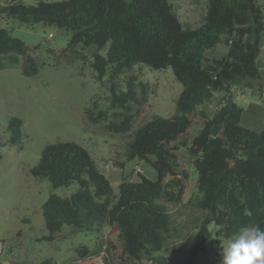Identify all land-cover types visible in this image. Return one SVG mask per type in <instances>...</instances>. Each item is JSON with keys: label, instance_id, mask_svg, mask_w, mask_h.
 Listing matches in <instances>:
<instances>
[{"label": "trees", "instance_id": "1", "mask_svg": "<svg viewBox=\"0 0 264 264\" xmlns=\"http://www.w3.org/2000/svg\"><path fill=\"white\" fill-rule=\"evenodd\" d=\"M0 16L70 33L61 50L64 57L94 46L90 64L97 79L107 77L110 96L104 108L93 100L84 119L104 123L112 132H129L125 159H143L157 172L155 180L139 172L137 181L123 177L115 193L82 145H44L31 174L47 179L52 188L76 184L70 194L51 192L42 203L48 239L63 225L97 232L107 228L109 253L103 264H136L152 260L189 229L196 230L197 251L211 237V224L217 244L241 227H264V128L254 131L240 124L243 108L232 95V88L242 85L264 102V74L256 66L264 31L260 0H207L203 21L195 28L181 24L168 0H8L0 4ZM219 43L225 44V54L207 57L206 51ZM29 50L0 27V54L21 55L26 76L39 71ZM136 64L171 68L183 88L174 114H152L133 128L135 112L150 93L148 83L129 73ZM217 93L223 95L214 111L199 108ZM6 128L9 143L25 136L19 117H8ZM182 149L197 174V193L185 202L188 174L178 169ZM170 205L189 214L177 222ZM77 251L85 256L88 248Z\"/></svg>", "mask_w": 264, "mask_h": 264}, {"label": "rangeland", "instance_id": "2", "mask_svg": "<svg viewBox=\"0 0 264 264\" xmlns=\"http://www.w3.org/2000/svg\"><path fill=\"white\" fill-rule=\"evenodd\" d=\"M5 1L8 0H0V4ZM168 1L183 26L195 28L202 23L207 0ZM260 3L264 12V0ZM0 27L20 38L39 65L36 75L26 76L21 72V55L0 54V139L4 142L0 145V264H103L109 253L107 228L97 232L63 225L53 239L47 238L42 203L51 192L70 194L76 184L52 188L47 179L35 178L30 168L38 162L44 145L74 141L89 152L115 193L123 177L133 181L139 179L133 170L135 167L139 166L140 173L150 180L156 179L157 172L143 159H125L124 144L129 132H112L104 123L84 119V110L93 100L99 108H104L110 96L107 77L97 79L90 64L94 46L79 48L77 54L64 57L61 50L70 33L62 29L44 27L40 23L29 25L1 16ZM225 52V44L219 43L207 50L206 56L220 58ZM256 66L264 74V31ZM129 73L137 74L139 80L148 83L150 92L146 103L135 112L133 128L152 114L166 117L176 112L175 101L183 86L171 68L155 70L136 64ZM121 88L124 89L123 84ZM222 95L215 94L199 108L211 113L218 107ZM232 95L233 101L243 108L240 124L254 131L262 130L264 102L257 92L237 85L232 88ZM10 116L19 117L23 122L25 136L19 143L7 142V118ZM185 153L182 149L178 159V169L188 174L183 202L197 193V174ZM114 160L124 161V165H115ZM168 179L166 177L165 181ZM170 209L177 222L189 214L180 205H170ZM209 230L211 237L197 251L194 250L196 230L189 229L181 239L155 252L156 262L144 259L136 264H220L221 248L216 243L213 224L209 225ZM79 246L88 248L85 256L79 255Z\"/></svg>", "mask_w": 264, "mask_h": 264}, {"label": "clouds", "instance_id": "3", "mask_svg": "<svg viewBox=\"0 0 264 264\" xmlns=\"http://www.w3.org/2000/svg\"><path fill=\"white\" fill-rule=\"evenodd\" d=\"M220 248V264H264V227H241Z\"/></svg>", "mask_w": 264, "mask_h": 264}, {"label": "built area", "instance_id": "4", "mask_svg": "<svg viewBox=\"0 0 264 264\" xmlns=\"http://www.w3.org/2000/svg\"><path fill=\"white\" fill-rule=\"evenodd\" d=\"M49 35H51V34H49ZM133 170L135 173H138V172L140 173V171H141L139 166L135 167Z\"/></svg>", "mask_w": 264, "mask_h": 264}, {"label": "crops", "instance_id": "5", "mask_svg": "<svg viewBox=\"0 0 264 264\" xmlns=\"http://www.w3.org/2000/svg\"><path fill=\"white\" fill-rule=\"evenodd\" d=\"M260 38H261V37H260ZM152 261L156 262L155 258H153Z\"/></svg>", "mask_w": 264, "mask_h": 264}]
</instances>
